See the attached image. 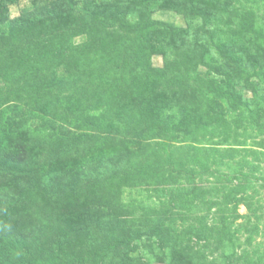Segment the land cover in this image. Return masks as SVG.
<instances>
[{"label": "rangeland", "instance_id": "rangeland-1", "mask_svg": "<svg viewBox=\"0 0 264 264\" xmlns=\"http://www.w3.org/2000/svg\"><path fill=\"white\" fill-rule=\"evenodd\" d=\"M67 256L264 264V0H0V264Z\"/></svg>", "mask_w": 264, "mask_h": 264}, {"label": "trees", "instance_id": "trees-1", "mask_svg": "<svg viewBox=\"0 0 264 264\" xmlns=\"http://www.w3.org/2000/svg\"><path fill=\"white\" fill-rule=\"evenodd\" d=\"M46 13L47 12H40V13H36L34 15H31L30 16V22L37 23V22H43V21L47 20L48 17L50 16V14H46ZM25 24H27V23L24 22V24H23V22H21V21L17 22V26H20V27H23L22 25H25ZM229 47H231V46H229ZM233 47L234 46L232 45L231 48H233ZM38 176L39 175H37V177H35V180H37ZM80 185H82V188H90L92 186L90 178H87L86 180H84V182ZM114 247H115V245L112 242H107V244H106L107 249H113ZM67 257H68V261H67L68 264H77V262L80 263L82 261L81 258L74 259V258H76L74 256H67ZM24 261L25 262H23V263H28V261H26V260H24ZM23 263H21V264H23ZM1 264H10V263L5 261Z\"/></svg>", "mask_w": 264, "mask_h": 264}]
</instances>
